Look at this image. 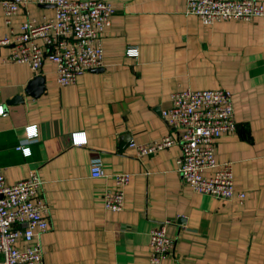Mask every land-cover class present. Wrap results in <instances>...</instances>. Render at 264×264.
<instances>
[{
    "label": "crops",
    "instance_id": "1",
    "mask_svg": "<svg viewBox=\"0 0 264 264\" xmlns=\"http://www.w3.org/2000/svg\"><path fill=\"white\" fill-rule=\"evenodd\" d=\"M103 1L114 13L101 70L73 84L56 82L48 57L33 72L5 61L12 44L0 45V168L7 182L32 169L43 180L38 195L50 207L40 234L44 264H152L149 231L165 218L176 240L160 264H264V15L205 24L185 13L186 0ZM53 14L52 5L28 4L8 27L0 4V38L26 18L40 23ZM129 46L137 57L126 56ZM35 79L43 90L32 94ZM185 88L233 92L236 127L221 133L214 156L232 162L243 202L192 190L176 169L179 143L141 155L130 145L177 135L161 110L171 92ZM16 95L22 99L8 102ZM28 124L37 125V136L26 135ZM75 131H84L85 143H72ZM16 144L30 146V154ZM94 155L99 177L90 175ZM115 171L130 174L117 211L103 203Z\"/></svg>",
    "mask_w": 264,
    "mask_h": 264
},
{
    "label": "built area",
    "instance_id": "2",
    "mask_svg": "<svg viewBox=\"0 0 264 264\" xmlns=\"http://www.w3.org/2000/svg\"><path fill=\"white\" fill-rule=\"evenodd\" d=\"M3 20L10 26L13 17L28 4L52 5L54 14L38 23L26 18L19 31L0 38V45L12 44L7 62L25 63L33 72L39 71L44 58L54 64L56 82L69 85L79 75L98 68L103 60V32L110 26L114 7L103 0H0ZM185 13L197 16L203 23L241 20L250 21L264 15V0H186ZM128 57H137L138 49L127 47ZM4 103L0 101V115ZM167 124L177 135L166 134L147 143L130 142L137 154H147L179 143L181 153L176 169L182 180L196 192L220 199L236 198L243 202L246 193L233 187L231 161H218L214 156L217 139L223 131L236 127L233 92L226 88L191 89L171 92L169 104L161 110ZM28 137L38 135L36 124L25 126ZM73 144L86 142L84 131L71 134ZM23 155H29L30 146L16 144ZM204 171H207L204 173ZM103 174L98 155L90 160V175ZM113 186L105 189L104 206L121 210L124 205V187L130 174L111 173ZM43 180L36 169L15 182H7L0 168V264H44L40 234L49 226V204L39 196ZM172 220H160L149 231V260L160 264L172 255L175 237L167 233Z\"/></svg>",
    "mask_w": 264,
    "mask_h": 264
},
{
    "label": "water",
    "instance_id": "3",
    "mask_svg": "<svg viewBox=\"0 0 264 264\" xmlns=\"http://www.w3.org/2000/svg\"><path fill=\"white\" fill-rule=\"evenodd\" d=\"M101 69L100 68H95L94 71H100ZM33 85L35 87V89H33ZM43 90V84H42V80L40 79H35L32 84L28 87L27 89V92L29 93H32V94H36V93H39ZM22 99V96L20 95H16L12 98H10L8 100V102L12 103V102H16L18 100H21ZM159 109V108H158Z\"/></svg>",
    "mask_w": 264,
    "mask_h": 264
}]
</instances>
